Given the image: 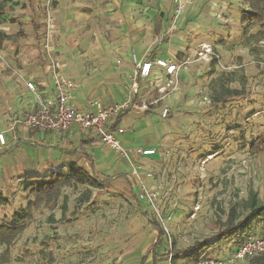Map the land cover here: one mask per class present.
<instances>
[{"label":"rangeland","instance_id":"obj_1","mask_svg":"<svg viewBox=\"0 0 264 264\" xmlns=\"http://www.w3.org/2000/svg\"><path fill=\"white\" fill-rule=\"evenodd\" d=\"M91 1L87 4L95 5ZM215 2L196 0L195 5L206 15L214 10ZM29 3L30 0H7L0 16V132L11 130L13 119L23 115L16 109L30 100L15 92L22 84L18 78L36 74L47 82L46 66L51 67L50 62L58 60L66 69L70 57L77 62L75 48H81L61 32L66 9L59 0H35L42 38L43 19L48 10L54 12L58 29L52 43L53 58L43 48L42 40L40 49L37 48ZM144 3L146 13L155 21L154 14H159L155 0ZM220 5L232 9L223 14L230 19L228 23L219 25L211 21L212 31H197L195 35L183 31V37L178 35L179 41L187 45V53L192 54V63L180 78L177 76L176 85L169 92L170 115L160 117L163 96L158 90L149 93L148 87L143 89L147 102H152L156 111L153 117L147 119L137 114L127 119L128 147L133 148L136 143L130 138L137 132L136 124H142L143 143L155 148V155L141 158L132 153L134 149L126 148L132 156V160H126L109 146H101L100 153L92 151L90 160L87 151L74 147L70 148L72 154L64 152L63 160H56L60 152L51 149L53 165L47 169L41 166L36 171L21 167L45 160L47 148L20 142L12 156H0V195L8 200L0 204V225L13 220V215L27 206L30 196L25 190L26 177L32 172L46 175L64 166L68 171L67 165L75 162L90 170L94 166L113 181L112 186L103 190L86 184L67 186L54 208L42 205L35 209L28 228L11 247L7 264H140L158 235L137 207V198L167 234L161 248L151 252L148 260L166 250H184L212 237L231 209H235V216L241 221L251 210L248 202L252 194L256 193L257 202L264 203V154L250 150V143L264 134V42L257 43L244 33L242 19L247 10L244 0L233 3L221 0ZM159 20L160 17L157 23ZM166 36L163 33L153 36L152 46H156L158 38ZM92 45L102 46L101 39H94ZM206 49L212 53L208 54ZM117 81L106 92L117 91L120 98L127 83L121 74ZM237 88L244 92L231 96L229 89ZM112 102L111 98L104 103ZM19 127L11 131L18 134ZM20 137L17 135L18 140ZM6 148H0V153ZM14 155L20 161L25 158L23 166ZM88 192L89 198H80ZM263 228L264 223H260L255 232L262 236ZM236 249L234 241L220 244L210 251V260L228 262ZM177 264L194 263L184 257ZM231 264L251 263L242 260Z\"/></svg>","mask_w":264,"mask_h":264},{"label":"crops","instance_id":"obj_2","mask_svg":"<svg viewBox=\"0 0 264 264\" xmlns=\"http://www.w3.org/2000/svg\"><path fill=\"white\" fill-rule=\"evenodd\" d=\"M184 1L186 2V6L183 12L179 15L180 17L176 20L174 33H172V35H167L165 39L162 40L158 38L159 40L157 39L155 42L158 46L157 44L156 46H152L153 36H157L159 33L166 35L168 28L172 26L173 15L175 14L176 9L173 0H155L159 11V14H154L155 21L146 13V7L144 5L146 4L144 3L145 0H93L90 2V4L95 3L93 6H89L87 4L88 0H59L60 5L66 9V13L63 18L67 23L66 24L64 22L62 24L63 31L61 32L63 35H68L69 40H74V43L77 44V46H81V48H75V50H77L75 55H78V63L72 59L73 57H70V62L68 63L69 66L65 69V67H63V65L57 60L60 64L58 73L68 78H73L72 80L76 81L75 87L71 92L73 97L69 103L76 109L92 110L95 109L92 105L95 101H99L101 104L106 105L107 103L104 102L110 101L111 98L113 102L107 105H115L130 98H132L133 101L140 102L144 97L146 98L145 88L150 87L149 93L150 91H157V86L159 87L163 85L168 76L165 75L164 70L154 67L151 70V74L148 79L140 80L138 89L140 91L135 94L132 88V77L137 68L138 62L154 60L155 58H191L192 54L187 53L189 51L187 49V45H184L178 39L179 36L183 37L181 32L184 31L187 35L191 33H193L192 35H195L197 31H212L210 30L213 23L211 21H214L215 24L219 25H223V23H228L230 21V19L225 17V15L223 17V14L225 11H231L232 9H228L224 6L221 7V0H216L217 2L214 3L216 7L212 5V9L214 10L212 12L210 10L206 14L209 15L208 18L206 15L201 13V9L198 7L199 5H195L196 0ZM197 1L205 2V0ZM227 1L228 3H233V0ZM32 4L34 5L32 6ZM29 7H31L32 13L34 8L37 10V7H35V0H30ZM217 10L220 11L217 12ZM135 13L137 14L135 15ZM159 17L160 20L157 23ZM57 30L56 25L55 34L57 33ZM94 39H101L102 46L93 48L92 44ZM90 60H92L93 63H87V61ZM46 69V79H49L47 82L40 79L42 76L38 78L36 74H34L33 77L26 76L18 78L22 84L18 86L15 92L23 94L24 98L29 97L28 99L30 100H27L23 104L19 105V108L16 109L17 111L20 110L23 112L22 114H25L34 109L36 98L35 94L27 88V81H35L37 91L44 96L48 97L49 95L54 94L56 79L51 67L47 65ZM184 72H186L185 69L179 70L175 78H180ZM120 74L124 76L127 85L126 90H123L124 94L122 93L119 98L120 93L118 94L117 91H110L111 93L109 94L106 90L108 86H115L118 84L117 79H120ZM39 79L40 81L38 82ZM131 88L133 93L130 91ZM160 95L159 96L162 98L161 93ZM170 96H172L170 93L163 96L164 102L161 103L159 108V115L161 108L165 104L170 106ZM20 100H22V98L19 97V101ZM149 104L152 105V102H149ZM153 112H156L153 105L149 110L135 109L123 111L120 116L115 119L111 127H124L125 129L128 126L127 119H133L137 114L141 117L150 119L153 117ZM14 114L16 115V112ZM142 126V124H136L135 127L138 133L136 132V134L134 133V137H130L131 139L136 140L133 148H130L127 145L126 131H124L122 135H119L123 146L130 149H135L137 147L153 148L151 145L148 146V144L145 145L143 143V138L140 135L141 130H143ZM18 129V134L14 133L9 128L7 130H1V132H5L6 139L8 141L5 147L8 148L2 152L3 154L0 153V156H12L15 149L19 147V144L17 143L20 142L28 143L33 147L47 148V151L49 152L45 160H37L34 164H25L24 166L27 165V167H21L22 169L28 168L27 171L39 170L41 166L44 167V169H47L50 165H53L51 162V160H53L50 152L51 149H56L60 152V156H58L56 160H63L64 152L72 154L71 152L73 151H71L70 148L74 147L87 151L89 159L93 160V158H90L92 151L93 153L98 154L100 153V151H98L99 147L107 146L100 141L98 136L92 133L84 135L79 133L77 134L74 129L61 134L54 132H40L35 129H28L23 125H20ZM17 135L18 137L21 136L20 140H18ZM12 138L15 142H11ZM137 140H139V142ZM51 142L55 144H51ZM67 142L68 146H64L67 145ZM14 157H16V159L19 160V163L22 164L21 166H23L25 158L20 161L17 156L14 155ZM143 157L148 156H142L141 158ZM122 158L128 160L124 156ZM23 172L28 173L26 171ZM36 174L32 172V174H28L27 177Z\"/></svg>","mask_w":264,"mask_h":264},{"label":"trees","instance_id":"obj_3","mask_svg":"<svg viewBox=\"0 0 264 264\" xmlns=\"http://www.w3.org/2000/svg\"><path fill=\"white\" fill-rule=\"evenodd\" d=\"M5 1L7 0H1L0 16L2 15ZM244 2L247 5L245 17L242 19L244 33L245 35L250 34L249 37L257 43L264 42V0H244ZM33 5L34 4H32V6ZM31 26L35 45L40 49V43L42 40L40 32L42 25L38 11L35 8L32 13ZM253 30H256V32L251 33ZM1 36L2 33H0V37ZM41 58H43V56H41ZM243 92L244 90L239 88L233 90L229 89V94L231 96L237 97V95H240ZM250 145V150L253 152L264 154V134L259 135L250 143ZM67 166L69 167L68 171L65 170L66 166H64L62 169L53 171L49 175L36 174L27 177L28 183L26 184L25 190L28 192V196H30L27 206L22 208L21 211L16 212L12 217L13 220L0 225V264H7L10 262L11 247L17 241V237L23 234L28 228V220L33 218L35 209L42 205L49 209L54 208L65 187H76L80 184H86L93 188L97 187L103 190L113 185L111 177L99 173L94 166L91 169L92 171L83 165L76 164L75 162L70 163ZM83 194L84 195L80 197L81 199H84V197L89 198V192ZM255 194H252V198L248 202L251 209L248 216L241 219V221L235 216V209H231L227 214V220L221 222L222 227H220L212 237L198 242L193 247L184 248V250H166L161 256L155 254L149 260L147 259V256L151 252L155 253L161 248V244L167 239V234L159 221H156L155 219L153 220L151 214L138 203L137 198V207L140 208L142 215L146 218L152 228L157 231L158 235L157 240L148 249V252L144 255L140 264H161L170 261L172 264H177L184 257H188L189 261L194 264H200L201 262L210 261V259H212L210 251L213 248L220 244L227 243L228 241L235 242L237 251L240 246L251 237L256 238L260 236L259 233L255 232V229L258 224L264 223V203L257 202ZM7 202L8 200L0 195V204H6ZM261 235L264 236V234ZM194 247L198 250L194 251ZM216 260L217 262L225 261L218 258ZM250 263L264 264V252L250 259Z\"/></svg>","mask_w":264,"mask_h":264},{"label":"built area","instance_id":"obj_4","mask_svg":"<svg viewBox=\"0 0 264 264\" xmlns=\"http://www.w3.org/2000/svg\"><path fill=\"white\" fill-rule=\"evenodd\" d=\"M175 3V14L173 15L172 26L168 28L167 35H172L175 29L176 20L183 12L186 6L184 0H173ZM45 25V31L43 33V48L48 54L52 52V43L55 40V14L52 10H48L43 19ZM208 54H211L210 49H206ZM53 58V55H50ZM50 57V59H51ZM192 63L190 57L184 59L174 58H155L154 60H148L144 62H138L137 68L132 77L133 91L137 94L140 90V80H146L150 77L151 70L154 67H158L164 70L165 75L168 76L163 85L157 86V90L164 96L174 89L176 85V75L179 70L187 69L188 65ZM52 71L55 76V90L53 95L44 96L37 91V85L35 81H27V88L35 94L34 109L23 114L19 118L13 119L11 123V130L16 129L20 125L27 127L28 129H35L40 132H54L64 133L71 129H74L78 134L92 133L98 136L103 144L111 147L116 152L120 153L128 160H132L130 150L126 149L121 143L119 135L125 131L124 127L112 128L113 122L117 119L121 112L126 110L144 109L149 110L151 105L144 97L140 102L133 101L132 98L115 105H103L99 101H95L92 105L95 109H76L69 101L72 99V90L75 87V83L71 78L58 73L60 64L57 61L50 62ZM131 88V93H133ZM134 94V96H135ZM171 108L165 104L160 110V117L165 119L170 115ZM5 132H0V148H3L7 144ZM136 156H152L156 154L155 148H143L137 147L132 152ZM264 252V236H258L256 238L251 237L235 252L232 259L228 262H217L216 260H210L201 262L200 264H231L235 261L250 260L256 257L258 254Z\"/></svg>","mask_w":264,"mask_h":264}]
</instances>
